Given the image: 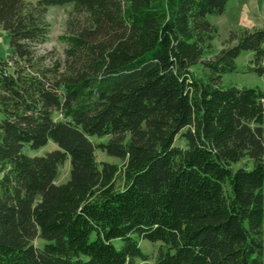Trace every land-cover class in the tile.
<instances>
[{"label":"trees","instance_id":"16d2710c","mask_svg":"<svg viewBox=\"0 0 264 264\" xmlns=\"http://www.w3.org/2000/svg\"><path fill=\"white\" fill-rule=\"evenodd\" d=\"M229 1L0 0V264H149L141 240L154 264H264V91L220 86L244 52L264 77V28L208 58ZM67 4L88 18L61 62L39 48Z\"/></svg>","mask_w":264,"mask_h":264},{"label":"rangeland","instance_id":"374dc122","mask_svg":"<svg viewBox=\"0 0 264 264\" xmlns=\"http://www.w3.org/2000/svg\"><path fill=\"white\" fill-rule=\"evenodd\" d=\"M31 3H37L40 0H25ZM234 0H230L229 7ZM227 9V10H228ZM224 17V18H223ZM88 15L83 12L76 10L74 4H67L64 6H55L50 8L47 13L45 20L49 26V34L47 42L39 48L41 54L50 53L58 59L59 61H64L65 52L70 47L71 37L74 33V26L83 24L86 22ZM210 20L212 23L218 26L219 35L212 42V49L209 52L208 58L214 57L219 51H221L228 44L230 35L233 31H240L242 29H233V23L230 19L225 16H211ZM10 55V45L6 43L4 35L1 34L0 30V60L7 59ZM253 59V53L244 52L241 57L237 60V70L235 72L228 73L223 76L220 86L223 88H259L264 91V77L258 76L256 73L251 72V60ZM192 71L196 74L198 78H201L205 82L208 80L207 73L208 70L201 64L192 67ZM96 144L101 142H106L105 139L97 138L96 136L91 138ZM177 145L185 146V142L178 138ZM57 146L53 142L49 143L46 147L42 148L40 151L35 152L34 155H44L56 149ZM97 160L99 162H109L113 164L121 165V161L118 158L109 156L106 152L102 150H97L96 152ZM247 160H243L238 164H235V168L243 166ZM70 162H67L61 167L59 176L57 178L58 183H64L69 180L70 174ZM250 164L248 168H251ZM36 241V245L42 246L44 243L41 239ZM116 244L120 246V241H116ZM140 246L142 250L149 254L150 262L149 264H154V258L161 244H153L147 240H141Z\"/></svg>","mask_w":264,"mask_h":264},{"label":"crops","instance_id":"0c3cea01","mask_svg":"<svg viewBox=\"0 0 264 264\" xmlns=\"http://www.w3.org/2000/svg\"><path fill=\"white\" fill-rule=\"evenodd\" d=\"M221 16L230 19L233 23V29L254 30L264 28V0H234L225 14ZM1 34L4 35L6 43L9 44V38L2 31Z\"/></svg>","mask_w":264,"mask_h":264}]
</instances>
